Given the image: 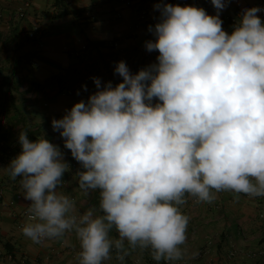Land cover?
<instances>
[{
    "label": "clouds",
    "instance_id": "clouds-1",
    "mask_svg": "<svg viewBox=\"0 0 264 264\" xmlns=\"http://www.w3.org/2000/svg\"><path fill=\"white\" fill-rule=\"evenodd\" d=\"M231 2L211 0V16L160 0V20L149 27L155 40L146 42L158 63L133 75L119 62L122 83L101 88L93 78L98 91L53 119L81 165L78 189L99 190V209L76 213L60 191L69 165L59 147L20 132L21 153L0 170L22 178L31 202L24 236L40 244L74 232L78 264H104L113 249L120 261L128 249H141L172 264L185 256L186 197H264V22L257 15L264 9H243L228 34L220 13Z\"/></svg>",
    "mask_w": 264,
    "mask_h": 264
},
{
    "label": "crops",
    "instance_id": "crops-1",
    "mask_svg": "<svg viewBox=\"0 0 264 264\" xmlns=\"http://www.w3.org/2000/svg\"><path fill=\"white\" fill-rule=\"evenodd\" d=\"M260 1L232 0L220 13L223 30L231 34L240 19L237 10ZM164 2L173 5L172 0ZM157 3L160 0H0V134L13 135L5 144L7 151L0 152V169L21 153V131L36 139L44 135L69 165L60 191L75 201L76 213L99 209V190L84 194L78 189L74 177L81 165L64 147L52 121L98 91L93 78L100 79L101 88L108 82L113 87L122 83L115 72L119 62L133 75L158 63L159 52L146 48L152 39L149 27L160 20ZM190 5L216 15L206 0H190ZM21 9L24 17L19 16ZM20 179L12 180L0 170L5 190L0 199V264H78L81 249L74 232L40 244L23 235L22 214L31 202L24 199ZM215 195L212 203L186 197L181 206L190 217L182 246L185 256L172 264H264V197L237 198L226 191ZM110 235L119 238L115 229ZM111 255L104 264L157 262L150 250L128 249L123 261L116 259L114 249Z\"/></svg>",
    "mask_w": 264,
    "mask_h": 264
},
{
    "label": "built area",
    "instance_id": "built-area-1",
    "mask_svg": "<svg viewBox=\"0 0 264 264\" xmlns=\"http://www.w3.org/2000/svg\"><path fill=\"white\" fill-rule=\"evenodd\" d=\"M31 0H26V3H29ZM173 1V5H179L181 7H184V6H191L190 5V0H172ZM206 6L208 7H212V3H211V0H206ZM253 7H259L261 9H264V1H260L258 2L257 4H246L244 6H241L237 12H236V15L238 17L241 16V12L243 9H250V8H253ZM263 20H264V11H261L259 13H257ZM19 16L20 17H24L25 16V10L24 9H21L19 11ZM151 36H152V39L151 41H154L155 40V37L153 36V34L151 33ZM86 48V47H84ZM4 186L2 184H0V199L4 196ZM26 219H27V210H25L22 214ZM22 226V225H21ZM46 241V240H45ZM151 264H160L158 262H155V263H151Z\"/></svg>",
    "mask_w": 264,
    "mask_h": 264
},
{
    "label": "trees",
    "instance_id": "trees-1",
    "mask_svg": "<svg viewBox=\"0 0 264 264\" xmlns=\"http://www.w3.org/2000/svg\"><path fill=\"white\" fill-rule=\"evenodd\" d=\"M65 15V13H61L59 16H63ZM58 17V16H57ZM56 18V17H55ZM0 139L4 140V145L2 147H0V152H6L7 149L5 150V144L8 143L9 141H11L13 139V135L10 134V133H2L0 134ZM28 139L31 141V142H35V140H37L35 138V136L32 135V133H28ZM18 142V141H17ZM10 144H12V142H10ZM19 146L21 147V150H22V146L21 144L19 143ZM12 152V151H11ZM160 264H166L165 261L163 262H158Z\"/></svg>",
    "mask_w": 264,
    "mask_h": 264
}]
</instances>
